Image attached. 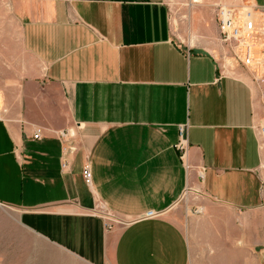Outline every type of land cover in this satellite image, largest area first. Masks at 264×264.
<instances>
[{
  "label": "crops",
  "instance_id": "crops-1",
  "mask_svg": "<svg viewBox=\"0 0 264 264\" xmlns=\"http://www.w3.org/2000/svg\"><path fill=\"white\" fill-rule=\"evenodd\" d=\"M11 1L40 67L0 79V203L87 264H264V0H192L205 41L186 46L170 0ZM217 5L252 11L250 65ZM188 189L183 226L169 210Z\"/></svg>",
  "mask_w": 264,
  "mask_h": 264
},
{
  "label": "rangeland",
  "instance_id": "rangeland-1",
  "mask_svg": "<svg viewBox=\"0 0 264 264\" xmlns=\"http://www.w3.org/2000/svg\"><path fill=\"white\" fill-rule=\"evenodd\" d=\"M170 4L174 40L183 46L203 43L205 37L194 28L193 10L196 3L192 0H170ZM221 58L223 63L229 64V57ZM39 67V63L24 49L22 22L14 11L12 1L0 0V79L18 77L26 70H38ZM195 201L196 194L188 189L169 212L183 226H188V212L192 211ZM251 217L264 219V208L251 213ZM123 226L117 224L116 227ZM0 264L87 263L26 226L21 220L20 211L0 203Z\"/></svg>",
  "mask_w": 264,
  "mask_h": 264
},
{
  "label": "built area",
  "instance_id": "built-area-1",
  "mask_svg": "<svg viewBox=\"0 0 264 264\" xmlns=\"http://www.w3.org/2000/svg\"><path fill=\"white\" fill-rule=\"evenodd\" d=\"M216 21L220 31L221 40L234 48H243V58L241 62L244 65H250L253 61L251 54V44L245 41V36H251L254 34L255 24L252 18V11L246 9L243 13L235 7H227L217 5L216 7ZM235 57L239 58V52L233 51ZM187 127L185 125H179V138L176 143V148L179 151L182 160L186 159L188 152V139H187ZM61 137L65 136V132L60 133ZM33 138L40 140L43 138L41 129H37ZM68 162H63V167L68 166ZM83 176L87 184L92 182V173L89 166H86L83 170ZM187 191V190H186ZM185 191V192H186ZM93 214L101 217L105 222L107 228L111 229L117 224H124L113 211L106 209L103 206L93 209ZM161 215V212L155 210H149L145 213L144 218H155Z\"/></svg>",
  "mask_w": 264,
  "mask_h": 264
}]
</instances>
